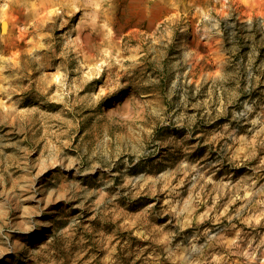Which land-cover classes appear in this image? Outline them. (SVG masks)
<instances>
[{"label": "rangeland", "instance_id": "374dc122", "mask_svg": "<svg viewBox=\"0 0 264 264\" xmlns=\"http://www.w3.org/2000/svg\"><path fill=\"white\" fill-rule=\"evenodd\" d=\"M0 14V264H264V0Z\"/></svg>", "mask_w": 264, "mask_h": 264}, {"label": "bare ground", "instance_id": "6f19581e", "mask_svg": "<svg viewBox=\"0 0 264 264\" xmlns=\"http://www.w3.org/2000/svg\"><path fill=\"white\" fill-rule=\"evenodd\" d=\"M4 15L3 14H0V19L3 21V19H4V17H3ZM160 16V11H156V12H154L153 13V17L151 18V22H153L155 19H157L158 17ZM2 23V27H4V30H5V32H7L8 31V26H9V23L8 22H6V23H4V22H1ZM108 28V27H107ZM107 30V33H108V29H106Z\"/></svg>", "mask_w": 264, "mask_h": 264}, {"label": "water", "instance_id": "95a60500", "mask_svg": "<svg viewBox=\"0 0 264 264\" xmlns=\"http://www.w3.org/2000/svg\"><path fill=\"white\" fill-rule=\"evenodd\" d=\"M3 28V30H4V27H2Z\"/></svg>", "mask_w": 264, "mask_h": 264}]
</instances>
